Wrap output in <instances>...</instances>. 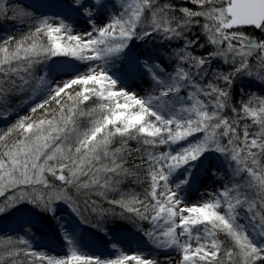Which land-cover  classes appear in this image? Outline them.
<instances>
[{
	"label": "snow or ice",
	"instance_id": "obj_1",
	"mask_svg": "<svg viewBox=\"0 0 264 264\" xmlns=\"http://www.w3.org/2000/svg\"><path fill=\"white\" fill-rule=\"evenodd\" d=\"M188 3L195 7L71 0L86 25L76 32L70 15L0 0V23L27 29L0 37V120L15 116L0 130V224L16 220L24 233L7 238L0 264H264V95L232 104L237 79L264 82V0ZM196 27L204 43L190 37ZM140 79L149 83L143 94L132 87ZM217 165L230 169L227 183L186 202L202 175L218 176ZM127 182L141 191L124 190ZM61 205L73 220L58 214ZM109 216L130 221L149 247L85 253L80 229L107 235ZM45 225L65 256L32 249L26 237Z\"/></svg>",
	"mask_w": 264,
	"mask_h": 264
},
{
	"label": "rangeland",
	"instance_id": "obj_2",
	"mask_svg": "<svg viewBox=\"0 0 264 264\" xmlns=\"http://www.w3.org/2000/svg\"><path fill=\"white\" fill-rule=\"evenodd\" d=\"M21 1L32 3L34 6H36H33L34 8L40 9V14L54 15L59 13L70 15L72 17V21L74 22L76 32H83L86 30L85 22L68 10V3H66L64 0ZM99 22L100 21L98 20V23ZM133 51L134 53H139L143 51V49L137 45L134 46ZM139 81H137V83H141ZM132 87L138 94H143L141 89L136 86L135 82H132ZM181 95H184V92H182ZM39 99L40 95L36 94L31 101L26 99L22 107L30 106L31 103L38 102ZM217 169V177H210L206 174L201 176L200 182L191 191L185 194L186 202L190 204H196L199 202L201 197L207 199L205 193L212 192L215 189L221 187L222 184L227 183L228 177L230 176V169L224 171L220 169L219 165H217ZM58 214L68 221L73 220L69 209L63 205L58 207ZM95 219H97V215H95ZM6 221L8 223L6 224L7 228H9L12 234H20V236L24 235L23 232H18L15 230L18 227L16 220ZM47 223L48 222H46V224ZM10 227H12V229H10ZM44 229L46 230L44 235L31 234L26 237L30 241L32 249L37 252H45L48 255L58 258L65 256L67 254L66 245L57 240L55 238V234L47 226H44ZM90 229V227H83L78 233V235L82 236L83 251L90 255H100L103 258H115L117 255H119L120 251L133 254L138 249H146L149 247L146 238H144L137 230L116 233L107 231V235L102 232L99 234V236H95L91 234ZM112 243H117V249L112 248ZM173 256L175 259H179L177 254L173 253ZM173 264H175V261Z\"/></svg>",
	"mask_w": 264,
	"mask_h": 264
},
{
	"label": "trees",
	"instance_id": "obj_3",
	"mask_svg": "<svg viewBox=\"0 0 264 264\" xmlns=\"http://www.w3.org/2000/svg\"><path fill=\"white\" fill-rule=\"evenodd\" d=\"M67 2H71V0H65ZM161 2H165V0H161ZM171 3L175 4L177 7H195L194 5H191L188 3V0H170ZM15 3L17 4V6L23 7L26 10L29 11H34L35 14L40 15V12L37 10L32 9L29 5H27L24 1L21 0H15ZM200 19L201 24L204 23V20L202 18H198ZM26 26L23 25H17L14 24L10 21H5L3 23H0V37H4L7 35H13V36H18L20 32L26 31ZM248 33L252 36H255L257 38H260L262 34H259L257 32H254L252 29H248L247 30ZM190 37H199L201 43L205 42V37L203 36L201 29L199 27H196L193 29L192 33L189 34ZM206 49H197V53L201 52V51H205ZM163 63L166 65V67H168L169 69L171 68V65L166 62L163 61ZM251 63V60H250ZM214 66L221 68L223 70H227V66L221 64L219 61H214ZM45 66L41 65V66H37V74H40V70L41 68H43ZM241 89L243 90V95H241ZM251 93H255L257 96H261L264 95V82H260L257 80H250V79H237L235 86L232 89V104L239 107V104L242 100H246L248 95ZM26 101V99L24 101L21 102V104L18 106V108L15 110L16 112L19 113V115H27L28 113V109L30 106H25L22 107L24 102ZM15 120V116H11L9 117L8 120H0V130L7 128L11 123H13ZM249 122L250 121H246ZM50 179H53L51 177H49ZM121 187L124 190H128L129 187L135 188L137 191H141V188L137 185H130V182L124 183L121 185ZM113 194H109V198H112ZM93 199L96 200V203L101 207V208H108L111 211H114L116 213H119L121 211V209H119L118 207H115L113 205H109L107 203V201L102 200L100 198H97L95 196H93ZM81 207L83 208V205H81ZM88 216V219L90 222H95V215L96 213L91 211V205L89 206L88 211L85 213ZM95 214V215H94ZM48 221H45V223ZM7 221L5 220L2 224H0V255H2L3 253V249L8 245L9 241H8V237L11 236L13 241H15L17 239L18 236H20V234H12V232L9 230V228H7ZM46 226V225H45ZM102 226L105 227L107 229V231L116 233V232H125V231H131V230H137L130 221L128 220H120L118 218H114L109 216L108 219H106L105 221H103ZM145 228L150 227V225L148 223L144 224ZM90 231L92 235L95 236H99L100 231H97L96 228L94 227H90ZM46 233V230L44 229V226L41 228L40 231H36L33 230L32 234H37V235H44ZM19 247H24L23 245H19Z\"/></svg>",
	"mask_w": 264,
	"mask_h": 264
},
{
	"label": "bare ground",
	"instance_id": "obj_4",
	"mask_svg": "<svg viewBox=\"0 0 264 264\" xmlns=\"http://www.w3.org/2000/svg\"><path fill=\"white\" fill-rule=\"evenodd\" d=\"M117 66H119V64H117ZM137 81H139V80L135 81L136 86H138V88L141 89L142 93L149 88V83L146 81V79H140L139 82H141V83H137Z\"/></svg>",
	"mask_w": 264,
	"mask_h": 264
}]
</instances>
